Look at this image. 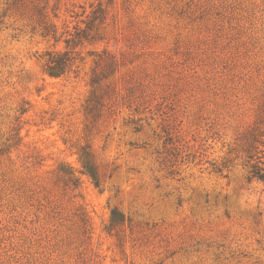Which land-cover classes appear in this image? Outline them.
Instances as JSON below:
<instances>
[{
    "label": "rangeland",
    "instance_id": "rangeland-1",
    "mask_svg": "<svg viewBox=\"0 0 264 264\" xmlns=\"http://www.w3.org/2000/svg\"><path fill=\"white\" fill-rule=\"evenodd\" d=\"M249 154L264 0H0V264H264Z\"/></svg>",
    "mask_w": 264,
    "mask_h": 264
},
{
    "label": "trees",
    "instance_id": "trees-1",
    "mask_svg": "<svg viewBox=\"0 0 264 264\" xmlns=\"http://www.w3.org/2000/svg\"><path fill=\"white\" fill-rule=\"evenodd\" d=\"M72 58L70 53L64 52L63 54H57L50 56L47 63L48 74L52 77H60L66 74L70 68ZM248 168H249V179H255L258 182L264 183V161L262 157L256 158V156L248 155ZM83 167L85 172L93 179L96 187H99L98 174L91 161L86 158L83 160ZM124 222V217L117 211L113 210L110 225L112 227L121 225Z\"/></svg>",
    "mask_w": 264,
    "mask_h": 264
}]
</instances>
